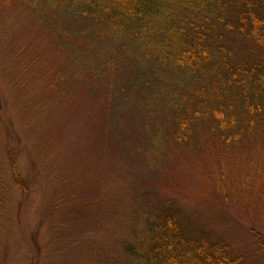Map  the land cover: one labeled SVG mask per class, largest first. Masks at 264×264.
Here are the masks:
<instances>
[{
	"label": "rangeland",
	"instance_id": "rangeland-1",
	"mask_svg": "<svg viewBox=\"0 0 264 264\" xmlns=\"http://www.w3.org/2000/svg\"><path fill=\"white\" fill-rule=\"evenodd\" d=\"M52 9L72 18L59 2ZM57 27L38 24L19 0H0V264H123L145 212L169 199L253 257L250 230L264 228L237 202L242 161L216 142L215 156L198 161L163 138L164 150L149 152L136 99L144 82L125 71L139 55L115 35ZM91 60L119 64L95 78ZM128 77L138 82L125 103Z\"/></svg>",
	"mask_w": 264,
	"mask_h": 264
},
{
	"label": "trees",
	"instance_id": "trees-1",
	"mask_svg": "<svg viewBox=\"0 0 264 264\" xmlns=\"http://www.w3.org/2000/svg\"><path fill=\"white\" fill-rule=\"evenodd\" d=\"M19 1L41 26H59L54 33L81 26L102 39L115 35L136 52L139 65L130 61L125 71L140 72L144 82L136 99L148 151L162 152L167 142L198 161L205 153L215 156L210 147L216 142L228 160L242 161L237 202L264 228V0ZM57 1L71 19L52 9ZM64 48L68 54L69 45ZM106 62L95 63L91 75L119 64ZM128 80L127 89L121 87L125 103L138 82ZM155 115L158 125L151 122ZM153 203L135 239L123 246V264H263L264 230H250L251 257L194 225L173 199Z\"/></svg>",
	"mask_w": 264,
	"mask_h": 264
}]
</instances>
